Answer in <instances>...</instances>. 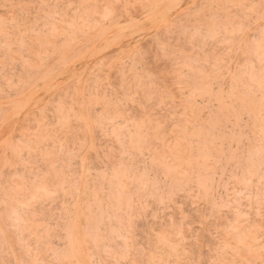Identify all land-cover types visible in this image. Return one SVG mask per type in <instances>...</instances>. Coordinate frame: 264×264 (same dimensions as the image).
<instances>
[{
	"label": "rangeland",
	"instance_id": "rangeland-1",
	"mask_svg": "<svg viewBox=\"0 0 264 264\" xmlns=\"http://www.w3.org/2000/svg\"><path fill=\"white\" fill-rule=\"evenodd\" d=\"M0 264H264V0H0Z\"/></svg>",
	"mask_w": 264,
	"mask_h": 264
}]
</instances>
